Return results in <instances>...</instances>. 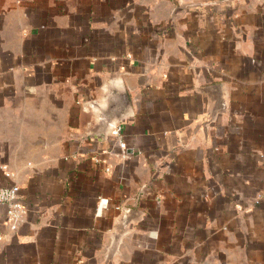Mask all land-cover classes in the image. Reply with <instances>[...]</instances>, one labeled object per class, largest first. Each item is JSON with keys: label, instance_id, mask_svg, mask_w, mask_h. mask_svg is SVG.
Returning a JSON list of instances; mask_svg holds the SVG:
<instances>
[{"label": "crops", "instance_id": "crops-1", "mask_svg": "<svg viewBox=\"0 0 264 264\" xmlns=\"http://www.w3.org/2000/svg\"><path fill=\"white\" fill-rule=\"evenodd\" d=\"M215 1L0 0V264H264V0Z\"/></svg>", "mask_w": 264, "mask_h": 264}, {"label": "built area", "instance_id": "built-area-1", "mask_svg": "<svg viewBox=\"0 0 264 264\" xmlns=\"http://www.w3.org/2000/svg\"><path fill=\"white\" fill-rule=\"evenodd\" d=\"M110 135L117 140L118 146L122 151L121 156L126 158L128 147L123 138V127L120 124H116L110 129ZM96 160L99 161V159ZM0 168L6 177L11 178L13 176L7 164H2ZM0 205L5 207L6 224L12 231H18L21 224L25 221L27 209L22 201L20 186L17 183H9L0 187Z\"/></svg>", "mask_w": 264, "mask_h": 264}, {"label": "water", "instance_id": "water-1", "mask_svg": "<svg viewBox=\"0 0 264 264\" xmlns=\"http://www.w3.org/2000/svg\"><path fill=\"white\" fill-rule=\"evenodd\" d=\"M221 0H217L215 2H211V3H216V2H220ZM224 1H237V0H224ZM211 3H199V2H196V3H190V4H187V5H183L184 8H188V7H194V6H200V5H206V4H211ZM130 103V98L128 95H124L122 97H119V101H117V108H118V112L121 113L123 112L124 110H126V108L128 107ZM124 210V217H125V221L128 220V217L127 215L131 212V209L130 208H123Z\"/></svg>", "mask_w": 264, "mask_h": 264}]
</instances>
